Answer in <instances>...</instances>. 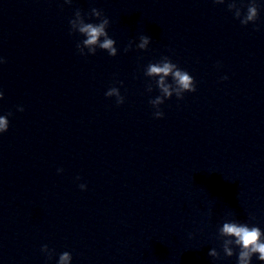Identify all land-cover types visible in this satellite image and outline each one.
<instances>
[{
    "label": "water",
    "instance_id": "obj_1",
    "mask_svg": "<svg viewBox=\"0 0 264 264\" xmlns=\"http://www.w3.org/2000/svg\"><path fill=\"white\" fill-rule=\"evenodd\" d=\"M247 3L237 0L245 12ZM257 3L258 19L244 26L228 0H0V115L9 120L0 134V264H57L65 251L71 264H237L223 254L222 224L264 231ZM92 8L110 21L115 57L99 48L80 55L84 37L69 34L76 9L99 22ZM165 56L196 91L166 99L157 119L149 101L160 92L144 71ZM113 86L121 105L105 96Z\"/></svg>",
    "mask_w": 264,
    "mask_h": 264
},
{
    "label": "clouds",
    "instance_id": "obj_2",
    "mask_svg": "<svg viewBox=\"0 0 264 264\" xmlns=\"http://www.w3.org/2000/svg\"><path fill=\"white\" fill-rule=\"evenodd\" d=\"M226 0H214V3L224 4ZM64 3L71 4L72 0H64ZM228 10L233 12L234 18L238 19L241 25H248L255 23L259 16L260 6L257 0H248L246 12L242 11L241 7L237 6V0H228ZM89 18H96L99 22L92 23L86 22L85 14L80 9H76L73 17L69 20L70 32L79 33L84 37L83 40L76 44V48L80 55H95L97 49L106 51L110 56L115 57L118 49L116 41L112 39L107 28L109 26V19L104 16L102 10L92 8L90 10ZM151 38L149 36H141L140 42L136 47L140 50H146L150 44ZM132 48L130 41L125 51ZM87 49V52H85ZM3 61L0 60V63ZM144 75L155 80V85L159 89L160 95L151 99L149 103L155 109L154 118H163L164 113L160 110L166 99H170L173 95L177 99H183L184 93L195 92V80L192 75L186 70L178 67L173 63L169 57H162L160 61L149 63L144 71ZM171 77L172 82H168ZM222 79H227L223 77ZM147 91L151 92V85L148 86ZM106 97H115L116 104L121 105L124 103V97L121 95L119 88L113 86L105 93ZM0 99H3V92L0 91ZM23 111L22 107L18 108ZM11 115V113H8ZM9 128V120L7 116L0 115V134L6 132ZM63 171L58 169V172ZM79 179V177H77ZM81 190L86 189L85 184H80ZM219 236L222 238V251L225 257H232L237 255V264H251L253 256L264 262V231L255 224L241 223L236 220H228L222 224L219 229ZM239 249L238 253L235 249ZM42 253H45L50 259L54 254V250L48 248L45 244L41 247ZM208 255L214 259H221L220 252L216 248L209 250ZM72 256L69 252L65 251L58 257L57 264H71Z\"/></svg>",
    "mask_w": 264,
    "mask_h": 264
}]
</instances>
